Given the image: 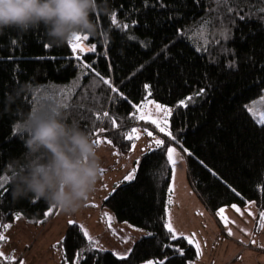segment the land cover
I'll return each mask as SVG.
<instances>
[{"label":"trees","instance_id":"1","mask_svg":"<svg viewBox=\"0 0 264 264\" xmlns=\"http://www.w3.org/2000/svg\"><path fill=\"white\" fill-rule=\"evenodd\" d=\"M234 6L238 11L243 9L241 15L248 16L250 11L252 15L245 21L235 15L225 18L226 24L235 19V26L228 24V40H222L223 46L232 50L229 53H221L210 42L209 26L203 22L217 15L209 12L217 6L209 0H200L199 4L195 0H107V11H98L94 16L96 33L88 35L86 41L81 40L89 47L95 44L94 52H78L68 42L45 47L48 42L42 28L24 33L7 28L0 32V183L4 185L0 194V233L4 235L8 227L3 225H11L19 215L40 226L54 210L49 211L51 205L43 199L13 195L12 172L25 152L26 131L18 125L37 106L39 97L45 95L52 97L49 101L52 104L66 100L71 106L67 120L75 121L84 130L93 131L94 117L88 111L81 113V109L101 114L107 110L110 117L122 118L118 119L120 127L116 129L110 118L101 115L103 123L98 122L95 127L107 131L92 135L96 139L97 135L106 134L121 153L130 149L131 140L125 138V132L137 124L135 105L151 99L171 106L169 130L186 141L184 146L192 152L191 156L184 154L187 179L205 207L213 213L223 206H240L251 201L264 212V127L243 107L250 106L264 89V19L260 18L256 0H241ZM113 11L118 25L137 21L128 30L137 41L127 42L126 37L113 30ZM216 27H220L219 22ZM188 28L192 31L187 35L196 47L203 49L208 41L207 52L193 51L186 41L175 42L179 39L176 30ZM103 34L109 37L107 45ZM139 41L148 46L142 47ZM210 56L216 58L215 62ZM78 64H91L102 76L111 79L124 97L106 88L105 99L94 102L93 76L81 79L86 69L77 67ZM145 84L149 89H145ZM21 86L24 91L20 97L6 107V93H14ZM199 88L206 89L205 96L195 98L187 107L176 106L178 100ZM69 95L71 99L67 100ZM109 95L117 97L111 105L107 101ZM81 114L89 119L81 121ZM161 135L164 138L165 134ZM145 155L153 163L146 164ZM136 167L134 180L116 185V191L108 193L102 206L117 222L145 230L147 235L137 239L132 251L121 258L108 250L92 249L80 224L68 223L58 242L59 264H76L77 254H82V264H143L149 259L157 260L153 264L195 261L196 247L186 238L169 233L161 219L166 218L164 205L172 176L164 161L143 152ZM177 249H183V255Z\"/></svg>","mask_w":264,"mask_h":264},{"label":"rangeland","instance_id":"2","mask_svg":"<svg viewBox=\"0 0 264 264\" xmlns=\"http://www.w3.org/2000/svg\"><path fill=\"white\" fill-rule=\"evenodd\" d=\"M81 49L90 47L84 41L77 42L75 50L82 52ZM261 96H264V89L250 104L257 112L264 109V99ZM150 101L154 100L145 99L139 103L141 107L136 108L135 113L137 124L125 132L126 139L131 136L127 153H121L113 143L109 144L110 138L106 134L97 135L104 171L98 180L96 191L76 213L69 215L54 208L51 216L40 226L26 222L20 215L8 226L4 233L7 239L0 242V252L9 257L7 261H12L11 257L15 255L24 264H59L58 242L70 221L80 224L82 230L87 231L97 243V248L111 251L119 257L125 256L137 239L147 235L145 230L126 222H117L113 214L102 206V201L136 167L137 157L142 155L145 145L154 136L163 138V133H159V129L150 120L138 118L144 114L151 115L153 119L159 118L155 104ZM168 107L172 109L171 106ZM133 128L136 129L135 132L132 131ZM145 129L152 133L151 137ZM169 186L173 188V192L170 204L169 196L167 199L166 219L172 225V233L187 241L191 240L196 250L199 245L197 258L190 264H264V220L260 219V211L254 202L236 205L235 208L232 205L223 206L222 214H218L220 208L212 213L190 186L185 162L177 165ZM124 237L129 239L125 240ZM149 260L153 263L157 261ZM147 261L143 264H147Z\"/></svg>","mask_w":264,"mask_h":264},{"label":"clouds","instance_id":"3","mask_svg":"<svg viewBox=\"0 0 264 264\" xmlns=\"http://www.w3.org/2000/svg\"><path fill=\"white\" fill-rule=\"evenodd\" d=\"M107 0H0V32L43 29L49 46L78 35H94ZM24 86L6 93L10 106ZM19 127L26 131L22 162L13 171V195L43 199L66 214L76 213L96 191L103 167L99 145L61 108L31 109Z\"/></svg>","mask_w":264,"mask_h":264},{"label":"snow or ice","instance_id":"4","mask_svg":"<svg viewBox=\"0 0 264 264\" xmlns=\"http://www.w3.org/2000/svg\"><path fill=\"white\" fill-rule=\"evenodd\" d=\"M146 2H147V0H146ZM195 2L197 4H199L200 0H195ZM209 2L217 6V7L209 9V12L217 13V15H213L211 17V19H208L207 21L203 22V23H207V25L209 26L210 42L214 46L219 47V50L221 53H229L232 50L224 47L222 44V40L223 41L228 40L229 31H230L228 24L235 26V19L229 20L228 24H226L225 18L235 15L236 19H239L240 21H245L248 18V16L252 15V12L250 11L248 13V16L240 14V11H242L243 9H240L238 11L237 7H235L234 5H239L241 3V0H209ZM256 4L260 6V8H259L260 18L264 19V0H256ZM255 6L256 5H254L253 7H255ZM220 8L224 9L223 13L219 12ZM217 22H219V25H220L219 28L216 27ZM136 24H137L136 20H131L130 23L120 22L118 25V22L116 19V12L113 11L111 13V25L115 26L113 28V30L118 31V33L121 37H126L127 42H133V41L138 40V38L134 34L128 33L130 26L136 25ZM191 31H192L191 28L183 29V30L177 29L176 32H177V36L179 39L175 42L178 43L180 41H186L188 46L190 48H192L193 51H195V52H202V51L207 52L208 41L205 42V48L201 49L199 47H196V45L191 43V38H189L187 35V33L191 32ZM103 38H104V44L105 45L110 43V40H109V37L107 36V34H103ZM81 40H85V41L88 40V35L87 34L78 35L74 40L69 41L68 43L72 44L73 50H75L76 43H74V41L79 42ZM12 43L15 44L16 41L13 40ZM139 43L142 47L148 46V44L145 41H139ZM45 47H49V45H45ZM95 47H96L95 44H92L90 49H81V51L82 52L83 51L94 52ZM167 48H168V45H165L164 50L166 51ZM104 55L107 56L106 48L104 51ZM209 58L213 62H215V59H216L215 57L210 56ZM53 59H54V57H53ZM77 67H81V68L86 69V71L82 72L81 79L85 75L91 74L93 76L91 90L93 93L92 100L94 102H100V101H103L105 99L103 93L106 90V88H110L112 93H118L119 97H124V93L119 92V89L117 87H115V85H113L111 79H109L108 77L102 76L98 71H96L95 68L92 67L91 64H87V65L78 64ZM141 67H143V66L141 65ZM109 71H111V65H109ZM144 87H145V89H149V85H147V84H145ZM74 92H75V90H73V94H74ZM85 95L87 96V91H85ZM205 95H206V89L205 88H199L192 95H189V96L185 97L184 99L178 100L176 102V106L177 107H180V106L187 107L188 103L193 102L195 98H199V97H202ZM260 98L264 99V96H261ZM51 99H52V97L50 95H45V96L39 97V102H38L37 106L35 107V109L43 110V109H46L50 106H55V107H59V108L63 109L65 116L71 111V106L69 105V103L66 102V100H61L55 104H52V103H49V101ZM66 99L70 100L71 95H69ZM116 99H117V97L115 95L107 96V101H108L109 105L115 103ZM150 103L155 104L156 112L160 114L159 118L153 119L152 116L148 115V114H144L138 118L143 119V120H150L151 124L155 125V127L159 129V133H164L165 135H164V138H161L159 135L154 136L145 145L143 152L151 153L153 156H156L157 159H162L164 161V166L166 168H168L169 174L174 176L177 165L182 163V162H185V155L184 154L191 156L192 152L190 151V148L184 146L186 141L181 140L180 138H178L177 135H174L173 132L171 130H169L170 129L169 118L172 115V109L169 108L167 105L158 104L155 101H150ZM134 107L140 108L141 105H135ZM243 107H244L246 113H248L250 115V117L254 119L255 122L259 123L262 127H264V109H261L259 112H257L252 107H250L249 104H244ZM80 111H81V113H83L84 111H88L90 116L94 117L92 119L93 131H89L87 128L85 129L87 132H89V134L91 136L94 133L98 134L100 132L107 131V129H105V128H96L95 127L96 123H98V122L103 123V120L101 119V115L105 119L110 118V122H111V125L113 126V128L119 129V127H120V125L118 124L117 121H118V119H122V118H119L118 116H111L110 117V114L107 110H105L102 114L100 112L92 113L91 109H81ZM130 115H133V114H130ZM79 119L81 121H86L89 119V116H84L83 114H81ZM18 127H19V125H18ZM132 131L135 132L136 129L133 128ZM145 131L147 132L146 129H145ZM147 135L151 137L152 133L147 132ZM128 138L131 139V136H129ZM94 142L99 145L100 141H99L98 136H97V139H94ZM108 143L111 144L112 141L108 140ZM117 154H119V153H117ZM144 161L146 164L153 163V161L151 160V158L148 155L144 156ZM136 163H137V166H139L140 157H137ZM200 163L203 164L204 162L200 161ZM205 167H207V165H205ZM103 171H104V169H101V174L103 173ZM136 173H137V167H133L131 169V171H129L128 174L126 176H124L123 179L125 181H133ZM12 175H13V172H12ZM213 175H216V173L213 172ZM102 187H106V185H102ZM228 187H231V186L229 185ZM3 191H4V185L2 183H0V194H2ZM113 191H116V189H113ZM233 191H235V190L233 189ZM168 192H169L168 204H170L171 203V194L173 192V188L171 186H169ZM109 195H111V193H109ZM105 199L107 200L108 197H105ZM249 203H252V202L249 201ZM168 204L164 205V209H165L166 213L168 210ZM232 207L235 208L236 205H232ZM54 208L55 207L51 206L49 208V211H52V209H54ZM237 211H239V209H237ZM223 212H224V209L220 208L218 214H222ZM105 215H107V213H105ZM259 217L261 220H264V212H260ZM161 219L164 221V227L168 229L169 233H172L173 228H172L171 223L168 222V220L165 217H161ZM70 223H71V221H70ZM3 227H8V225H3ZM83 235L87 239L91 248L96 249L97 243L93 241V238L91 236H89L88 232L85 231L83 233ZM148 235L151 236V235H153V233H148ZM6 239L7 238L3 235V233H0V241L6 240ZM124 239L127 240V239H129V237H124ZM173 239H175V236H173ZM189 243H192V241L189 240ZM131 251H132V249H128V252H131ZM177 251H179L181 253V255H183V249H177ZM197 252H199V245H197ZM117 255H119V254H117ZM124 255L126 256L127 253H125ZM0 258H3L5 261L9 260V257L3 252H0ZM121 258H123V257H121ZM11 260L14 262V264H24V261L19 260L17 257H15V255H13L11 257ZM76 264H82V254H77ZM147 264H153V261L149 260V261H147ZM159 264H164V262L160 261Z\"/></svg>","mask_w":264,"mask_h":264},{"label":"built area","instance_id":"5","mask_svg":"<svg viewBox=\"0 0 264 264\" xmlns=\"http://www.w3.org/2000/svg\"><path fill=\"white\" fill-rule=\"evenodd\" d=\"M0 264H4V263H2V260H1V258H0Z\"/></svg>","mask_w":264,"mask_h":264},{"label":"crops","instance_id":"6","mask_svg":"<svg viewBox=\"0 0 264 264\" xmlns=\"http://www.w3.org/2000/svg\"><path fill=\"white\" fill-rule=\"evenodd\" d=\"M260 264H263V263H260Z\"/></svg>","mask_w":264,"mask_h":264}]
</instances>
